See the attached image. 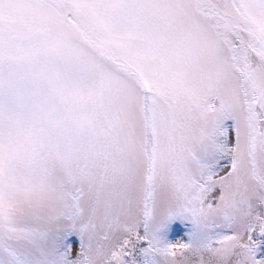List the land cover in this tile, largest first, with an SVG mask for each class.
<instances>
[{
	"label": "snow or ice",
	"instance_id": "snow-or-ice-1",
	"mask_svg": "<svg viewBox=\"0 0 264 264\" xmlns=\"http://www.w3.org/2000/svg\"><path fill=\"white\" fill-rule=\"evenodd\" d=\"M0 264H264V0H0Z\"/></svg>",
	"mask_w": 264,
	"mask_h": 264
}]
</instances>
